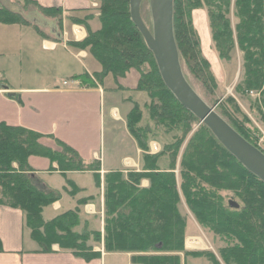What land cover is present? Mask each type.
I'll return each instance as SVG.
<instances>
[{
  "label": "trees",
  "instance_id": "trees-1",
  "mask_svg": "<svg viewBox=\"0 0 264 264\" xmlns=\"http://www.w3.org/2000/svg\"><path fill=\"white\" fill-rule=\"evenodd\" d=\"M97 2L93 10L99 14L97 30L90 25L94 13L68 16L72 23L87 30V37L71 46L87 51L100 66L95 78L103 82L111 76L117 89L122 87L120 79L136 71L134 91L146 97L144 104L134 101L127 116L128 130L145 153L144 171L104 176L105 251L131 254L133 264H190L191 259L201 258H206L208 264H264V184L167 89L152 52L131 21L130 0ZM201 9L207 12L213 47L220 60L229 63L237 52L243 56L242 78L235 93L247 96L248 91H262L257 110L263 114L264 0H174V37L184 76L190 85L194 78L211 92L218 83L203 56L193 20L194 12ZM40 11L50 17L61 16L56 9ZM0 16L3 23L21 21L4 11ZM199 96L212 107L208 98ZM144 110L149 123L142 124ZM220 110L217 114L255 146L254 128L236 103L229 98ZM160 140L162 150L151 155L149 143ZM35 158L48 162V172L58 171L62 176L91 172L97 187L100 163L87 164L77 151L51 136L22 127L0 126V206L22 211L32 239L41 244L43 251L58 246L91 260L96 254L88 243L91 238L101 243L102 236L76 231L80 223L78 209L45 222L44 211L58 202L61 194L41 185L31 165ZM165 158L168 164H161ZM143 180L149 181V187H141ZM67 184L69 188L64 190L70 195L80 191L71 180ZM201 232L215 252L186 249V239Z\"/></svg>",
  "mask_w": 264,
  "mask_h": 264
},
{
  "label": "crops",
  "instance_id": "crops-1",
  "mask_svg": "<svg viewBox=\"0 0 264 264\" xmlns=\"http://www.w3.org/2000/svg\"><path fill=\"white\" fill-rule=\"evenodd\" d=\"M32 1L28 5L25 0H0V12H8L21 20L3 23L0 16V126L22 127L51 136L77 151L87 164L91 161L100 163V187H97L91 172L67 174L65 178H71L69 180L80 189L76 195H68L75 201L80 198L75 204L65 205L61 196L58 202L44 211L53 217L49 220L43 218L49 222L63 213L78 209L79 213L94 218L99 227L97 231H92L90 221L86 220L83 230L77 232L91 235L98 232L102 239L101 243L93 238L89 241L88 246L96 254L91 260L61 250L58 246L46 252L32 239L22 211L0 206V264H133L131 254L107 253L104 249V176L115 172L127 176L129 172L144 171L142 157L145 153L127 126V116L135 100L133 97L123 98L126 92L134 91L138 76L131 85L125 84L127 78L122 79L121 89L106 87L105 80L100 82L95 78V74L100 72L99 64L87 51L71 46L83 41L87 30L72 23L68 16L78 14L84 17L87 12L94 13L90 25L97 30L99 14L93 11L96 10L93 4H97V0ZM40 8L60 10L61 16H47ZM194 15L202 53L210 58L209 62L217 70L221 61L211 51L207 21L202 22ZM60 73L68 74V79L56 81ZM66 80L79 81L80 85L65 87L63 83ZM45 143L52 146L49 140ZM149 146L150 154L156 155L162 150L163 142L152 141ZM153 146H157V150H152ZM107 147H110L109 153ZM162 163L168 164L167 159ZM31 165L41 185L57 191L58 187L46 182L42 175L61 174L58 171L48 172L49 164L45 160L32 159ZM53 167L56 168V165ZM83 175L93 178L97 199L86 195L87 186L77 179V176ZM141 187H149V181L143 180ZM79 193L83 194L77 196ZM82 201L86 202L80 206Z\"/></svg>",
  "mask_w": 264,
  "mask_h": 264
},
{
  "label": "water",
  "instance_id": "water-1",
  "mask_svg": "<svg viewBox=\"0 0 264 264\" xmlns=\"http://www.w3.org/2000/svg\"><path fill=\"white\" fill-rule=\"evenodd\" d=\"M144 0H130L131 21L152 52L161 78L178 103L205 125L218 142L264 184V153L246 141L191 87L181 68L174 37V0H149L152 31L141 17ZM232 207H237L230 204ZM161 247V245H159Z\"/></svg>",
  "mask_w": 264,
  "mask_h": 264
},
{
  "label": "rangeland",
  "instance_id": "rangeland-1",
  "mask_svg": "<svg viewBox=\"0 0 264 264\" xmlns=\"http://www.w3.org/2000/svg\"><path fill=\"white\" fill-rule=\"evenodd\" d=\"M29 5V4H28ZM95 4H93L94 8H97V6H94ZM95 12V11H94ZM194 14H196V18L197 16L199 17L200 21L202 22H206L208 24V28H209V22H208V17H207V12L204 9L199 10L198 12H194ZM79 16V15H78ZM55 17H58L55 15ZM141 17L143 19V21L145 22V24L148 26L149 29H152V17H151V12H150V6H149V0H144V2L141 5ZM195 18V15L193 16V20ZM206 18V19H205ZM25 23H27L26 21H23ZM195 22V20H194ZM195 29L197 30L198 34L199 31L197 29V27L195 26ZM210 31V29H209ZM200 37V35H199ZM210 37H211V32H210ZM201 41V39H200ZM211 51L214 53V55L217 56L219 62L221 61L218 54L216 53L214 47H213V42H212V38H211ZM203 56L205 57V55L203 54ZM208 61L210 60V58L208 59L207 57H205ZM242 62H243V56L242 54L239 52H237L234 55L233 60H231L229 63H224L221 61V67L218 66L217 70L214 69L210 64L211 67V72L213 74V76L215 77V79L217 80L218 83V87L214 88L213 91L209 92V89L206 86H203L200 82H198L197 80H195L194 78H191V85L194 87V89L199 93V95H202L203 97H206V99H209V102L212 104V107H215L216 111L221 112V107L225 102H228V99L230 98L231 100L234 101V103H236V105L238 106L239 110L248 118V120L251 122V127L252 129L254 128V130L256 131V125L255 122L258 124H262L264 122V110H263V114H259L258 110H257V106L260 107L261 104V96H262V91H255L258 93V97L256 99H253L250 97L249 93L251 91L247 92V96H243L241 94H237L235 93V87L237 86V84H239L241 82V74H242ZM201 67V66H200ZM138 73L136 71H131V73H129V75L127 74V76L125 78H127V80L125 82V84L127 85H131L134 84V79L135 77L137 78ZM69 75L64 73V74H59L58 79H56V81H61L64 79H68ZM123 78V79H125ZM67 81V80H66ZM121 81L122 79L119 80V84L121 85ZM105 86L106 87H112V88H119V86L115 83V81L113 80V78L111 76H108L105 79ZM213 93V94H211ZM129 97H133V99L138 102L140 105L142 102L145 101L146 97L145 95L135 92V91H128L126 92V96H123L124 99H127ZM142 107V106H141ZM224 115V114H223ZM144 118L145 121H143L142 124H145V122L147 121V123H149V116L148 113L144 110ZM255 121V122H254ZM151 125H153L151 123ZM161 142V140L159 141ZM108 143V140H107ZM117 150L119 148H116ZM110 152V147H107V153ZM178 173V171L176 172ZM42 178L46 181V182H50L52 185H55L56 187H58L57 191L61 194L62 196V200H63V204L64 202L65 205L68 204H75L77 203V199L80 197H77L83 193H79L76 197V201L72 199V197H70L67 193L65 189V187H68L67 184V180L71 179V178H65V176L62 175H42ZM77 179L81 182V183H85L84 185L87 186V192L86 195L87 196H94L95 199H97L96 197V187H95V183L94 180L91 176H77ZM71 190V189H70ZM61 214V213H60ZM55 215V214H53ZM44 218L49 220L51 219L53 216H50V214L48 213V211H46L44 213ZM86 220H89L91 225H92V231H97L98 227H99V223L94 221V218L85 215L83 212L80 213V223L79 225L76 227V231H80L83 230L82 229V225L85 223ZM187 244V246L190 249H194L195 251H213L215 252V250H213V247L211 246L209 240L207 239V237L201 232L200 236H189L187 238V242H185ZM220 245V244H219ZM186 247V245H185ZM125 260V259H123ZM192 262L190 264H208L207 259L206 258H201V259H191ZM126 264V263H125ZM189 264V262H188Z\"/></svg>",
  "mask_w": 264,
  "mask_h": 264
},
{
  "label": "built area",
  "instance_id": "built-area-1",
  "mask_svg": "<svg viewBox=\"0 0 264 264\" xmlns=\"http://www.w3.org/2000/svg\"><path fill=\"white\" fill-rule=\"evenodd\" d=\"M95 7L97 6V4L94 5ZM70 85H75V86H79L80 82L76 81V80H70V81H65L63 83V86H70ZM250 97L253 99H256L258 97V93L255 91H251L249 93ZM255 122V121H254ZM256 125V131L254 130V142H255V147L257 149H259L262 153H264V122L262 124H258L255 122ZM152 150H157V147L153 146ZM187 242V239H186ZM186 248L188 250H194V249H190L187 244L185 243Z\"/></svg>",
  "mask_w": 264,
  "mask_h": 264
},
{
  "label": "bare ground",
  "instance_id": "bare-ground-1",
  "mask_svg": "<svg viewBox=\"0 0 264 264\" xmlns=\"http://www.w3.org/2000/svg\"><path fill=\"white\" fill-rule=\"evenodd\" d=\"M205 70V69H204ZM206 72V71H205ZM201 77V76H200ZM153 81V80H152ZM157 83V82H156ZM149 84V83H148ZM154 84V83H153ZM150 86H152V85H150ZM154 89V88H153ZM152 92H153V90H152ZM154 93V92H153ZM158 95V94H157ZM155 96V95H154ZM157 147V146H156ZM75 163H76V161H75ZM78 164V163H77ZM79 165V164H78ZM222 175V174H221ZM157 219V218H156ZM136 239V238H135ZM41 245V244H40ZM40 247V246H39ZM42 247V246H41ZM40 251V250H39Z\"/></svg>",
  "mask_w": 264,
  "mask_h": 264
}]
</instances>
